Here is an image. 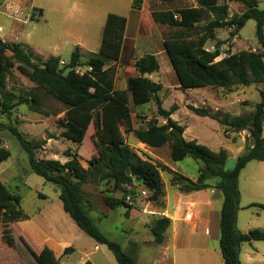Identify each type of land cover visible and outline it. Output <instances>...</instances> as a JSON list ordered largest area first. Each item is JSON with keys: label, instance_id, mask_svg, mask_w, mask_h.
<instances>
[{"label": "rangeland", "instance_id": "1", "mask_svg": "<svg viewBox=\"0 0 264 264\" xmlns=\"http://www.w3.org/2000/svg\"><path fill=\"white\" fill-rule=\"evenodd\" d=\"M131 1L0 0V38L6 42H18L28 46L33 52L35 62L46 60L50 56H58L59 67H62L61 61L64 63L69 61L71 51L77 46L81 57L76 68L83 71L86 69L85 64L88 58L98 51L107 14L115 12L124 15L127 18V26L121 57L117 61H107L104 65L105 68H109L114 87L125 88L127 79L138 74L135 68L138 57L145 53L155 54L159 69L149 77L161 84L157 95L162 102V107L169 109L172 104L177 103V111H173L171 117L199 133L202 136V144L214 150L222 146L232 148L231 139L225 136L227 134L225 131L223 133L217 120L194 113L188 105L207 107L212 112L220 113L223 112L220 107H224L232 117L243 115L252 109L251 104L259 101L258 88L262 85L254 83L252 86L235 85L223 88L205 86L181 89L164 49L163 40L177 33L198 37L203 32V26L212 16L208 15L193 27L184 29L155 23L150 19L148 10L191 6L196 4V0H144L142 10H134L131 7ZM258 1L259 7L264 8V0ZM221 2L222 0H219V3ZM228 6V17L240 14L244 10V6L238 2H229ZM255 27L256 21L248 19L237 34H232V29L228 27L216 28L214 37L206 41L205 48L213 50L217 41L223 42L219 48L221 54L216 59H220L228 52L260 50ZM7 54L9 55L10 52ZM34 86V83L16 67L12 68L7 76L4 91L7 98L5 97L4 100L10 105V109L3 111L0 107V146L7 147L10 156L0 162V183L20 195L21 208L41 231L57 241H66L73 246L72 252L62 258V263H68L66 261L69 259L70 262L77 264L85 256H89L96 264H118L114 254L105 244L96 243L72 221L63 210L58 197L60 186L46 181L32 171L27 150L21 147L16 137L10 132V127L13 126L34 144L35 155L40 160L58 159L64 162L68 159L67 152L76 153L81 166L87 167L91 156L97 154L94 146V132L102 125V121H99V112L102 110L97 109L94 112L95 121L89 124L82 143L76 144L61 136L66 118L65 104L44 90H35L41 101L38 111L31 110L28 104L21 101L32 94ZM226 95L228 97H225ZM2 99L0 97V101ZM129 107L133 128H144L150 123L162 124L166 121L158 114L157 105L153 100L144 105L135 106L130 98ZM247 131L245 129L244 132ZM125 141L139 157L153 163L167 164L175 171L194 180L199 168L203 166L201 160L192 157L172 161L168 144L150 147L140 143L132 133H126ZM263 171L264 162L257 160L249 161L240 171L238 181L242 195L238 211L240 223L238 226L236 224L238 229L246 227L245 222L247 223L255 210H258L264 218V211L249 206L258 193L256 189L251 188L250 177L259 176L263 174ZM160 174L164 193L156 200H151L150 191L136 180L133 185H125L123 193H116L110 180H99L97 177L91 178L82 186L86 199L85 206L91 219L104 235L119 242L124 251H130L131 245H134L131 253L135 255L138 264H169L163 259L166 256L168 236L163 243L157 244L153 241V235L147 226L154 220L151 216L163 209L164 200L168 213L188 211L193 207L192 203H185L187 198L170 183V173L162 170ZM216 180L218 178L213 177L208 182L214 183ZM211 188L200 190V194L210 193ZM216 190L218 199L214 205L219 208L220 191ZM114 194L118 197L130 196L129 214L125 213L126 208L123 206L116 209L106 206L104 196ZM201 207L198 205L192 209L195 211ZM203 222L199 224L195 232L182 227L180 243L184 241L186 236L184 233H187V236L190 234L205 237ZM10 226L13 235L11 241L1 240L4 230L0 226V264H38L25 241L38 250L43 243V234L22 222H14ZM176 231V228H170L169 225L166 234L172 236ZM208 246V250L199 251L195 243L185 247L181 243L175 249L171 247L170 256L174 258L175 264H225L220 254L218 241L210 237ZM254 246L253 251L249 244L243 245L240 252L243 264H264V242L256 241ZM249 253H253L258 261L249 258Z\"/></svg>", "mask_w": 264, "mask_h": 264}, {"label": "trees", "instance_id": "2", "mask_svg": "<svg viewBox=\"0 0 264 264\" xmlns=\"http://www.w3.org/2000/svg\"><path fill=\"white\" fill-rule=\"evenodd\" d=\"M171 1V0H163ZM238 2L244 6L240 14L229 16V2ZM143 0H132L131 7L140 9ZM196 6L182 7L175 10H154L152 17L156 23L169 24L189 29L211 15L203 26V32L198 37L183 36L181 33L163 40L172 67L175 71L181 89L205 86L231 87L235 85L249 86L261 84L259 101L251 104L252 109L243 115L232 117L230 113L212 112L207 107L188 105V108L200 116L217 120L225 131L249 130L252 145L246 146L243 153L236 157L233 169H224L229 158L226 149L214 151L196 140L183 137L184 126L171 118L177 104L169 109L162 107L157 95L161 84L144 73L150 75L159 69L157 58L152 53H145L135 61L137 75L127 79L125 88H115L109 68L104 65L107 61H117L121 57L122 45L125 38L127 18L124 15L109 12L102 30L98 51L91 55L84 72H77L81 54L76 46L70 53L69 61L59 67L60 58L50 56L46 60L35 62L33 52L26 45L18 42H6L0 38V107L3 111L10 109L4 98L6 96V81L9 72L16 67L34 83V91L28 98L21 100L29 108L38 111L41 107L39 95L35 90H44L66 105V118L61 136L76 144H81L90 123L95 121L94 112L99 109V121L102 125L95 129L94 146L97 154L91 156L88 166H81L78 155L67 152L68 159L61 162L58 159L40 160L35 155L36 146L27 140L15 127L10 132L16 137L21 147L28 152L30 167L33 172L42 176L46 181L60 186L59 199L63 210L74 223L95 242L105 244L114 254L118 264H138L134 254L123 250L121 244L104 235L86 209V199L82 186L91 178L110 180L116 193H123L125 185H133L134 180H142L141 186L150 191V199L156 200L164 193L160 171L170 173V183L182 193L199 191L209 187L216 188L222 195V205L219 216V249L225 264H242L239 258L240 247L245 242H264V231L251 229L241 232L237 226V212L240 209V191L238 178L240 171L251 160H264V136L262 126L264 121V8L259 7L258 0H196ZM41 11V9L39 10ZM177 14V17L174 15ZM248 19L256 21L255 35L260 50H240L228 52L220 59V45L217 41L213 50L205 48L208 39L214 37L216 28L228 27L232 34H237ZM7 52H10L8 55ZM135 106H141L150 101L157 105V112L166 119L165 123H150L144 128H133L129 100ZM9 100L11 97L9 96ZM122 126L124 128L122 129ZM126 133H132L135 138L150 147L169 146L172 161L192 157L201 160L195 180L171 169L161 163H153L139 157L126 143ZM10 156L7 147L0 146V162ZM217 177L214 183L210 178ZM104 203L110 209L119 206L126 208L129 214L130 204L125 202L124 195L104 196ZM20 195L10 191L0 183V226L4 236L1 240L11 241V223L27 219L20 205ZM264 210V203L252 202ZM171 221L166 216H156L150 225L153 240L163 243L165 232ZM1 241V242H2ZM26 245L38 264H63L48 246L40 251L35 250L27 241ZM70 247L65 248L68 253ZM83 264H93L86 260Z\"/></svg>", "mask_w": 264, "mask_h": 264}, {"label": "crops", "instance_id": "3", "mask_svg": "<svg viewBox=\"0 0 264 264\" xmlns=\"http://www.w3.org/2000/svg\"><path fill=\"white\" fill-rule=\"evenodd\" d=\"M161 1H163V0H161ZM196 5H197V3L194 5H191V6H196ZM182 7H188V6H182ZM182 7L165 8V9H159V10H175V9L182 8ZM143 8H144V0L142 2V7L140 9H134V10H142ZM152 11H154V9H149L148 15H149L150 19H152L154 21V19L152 17ZM126 26H127V24H126ZM125 31H126V29H125ZM261 87L262 86H259V88H261ZM259 88H258V90H259ZM225 97H228V95H226ZM220 108L223 110L222 113H229V111L226 110L224 107H220ZM176 111H177V109H176ZM176 121L179 123L178 120H176ZM181 125H183L185 128L183 131V137L185 139H187V140H193L194 139L198 143H201L202 136L199 133H197L196 131L190 130L191 128L187 124H181ZM220 126L222 127L223 133H224L225 127L222 126L221 124H220ZM244 131L245 130L236 132V131H233L231 129H228L225 131V133L227 135H225V134L224 135L231 139L232 148L223 147V146L219 147L216 150H214L210 147L209 148L214 150V151H218L221 148L226 149V151L228 152L229 158L236 159V157L238 155L242 154L245 147L252 141L250 131L249 130L247 132H244ZM262 135L264 136V121H263V126H262ZM261 162H264V160ZM167 166H169V165H167ZM170 168L172 169V167H170ZM250 179H251V181H250L251 188H254L258 191L257 197H255L256 199H254V201H252V202L264 203V171H263V174H260L259 176H251ZM238 187H239V181H238ZM215 191H217L215 188H211L210 193L205 194V195L200 194V192H201L200 190L199 191H192L190 193H182L181 192L184 195V197L187 198L185 203H192L193 207H196L198 205L202 206L201 208H198L195 211L192 209L193 207L191 208L193 218L189 221L184 220L185 210L184 211H174V213H168L166 211L165 200H164V202H163L164 204L162 206L163 209L161 208L162 209L161 211L157 212V214H155V215L153 214L151 216L153 218L150 217L151 219H154L156 216H166L171 221L170 228H176L177 229L175 234H173L172 236H171V234H168V235L166 234L167 230L165 232V237L168 236V241H167L166 256L163 259H165V261H168L169 264H175L174 258H171V256H170L171 247H173L175 249L179 245H181V243H182L183 247L191 246V243H195L196 249L199 251H203V250L209 249L208 240L210 237L215 238L217 241H219V216H220V208L222 205V195H221V193H219L220 194V207L216 208L214 204H215V201L218 199V194ZM239 191H240V198H241L242 193H241L240 187H239ZM250 207L262 210L256 206H250ZM262 211H264V210H262ZM130 215H131V213H130ZM262 217H263L262 214L258 210H255L254 213L252 214V217L247 221V223L245 222L244 225L246 227H244V229H239V230L241 232H247L251 229H261L264 231V218H262ZM17 222H22L26 225H30V226L34 227L39 233L43 234L44 239H43V243L40 245V247L38 249L39 251L43 246L46 245L53 250L55 256L60 261L67 254V253H64L65 248L70 247L71 249L68 251V253L72 252L73 246L70 245L69 242L55 240L53 237H50L49 235H47L46 233L41 231L39 226L35 222L30 220L29 218L21 220V221H17ZM202 222L204 223L205 237L192 236L190 234H188V236H187V233H184L187 237L185 236L183 239L184 241L180 243V241H181V228L182 227H184L185 229H188L192 232H195V230L198 228L199 224ZM239 223H240L239 212H237V221H236L237 226L239 225ZM147 226L150 228V225H147ZM254 242H256V241L243 243L240 247V252H241V249H242L244 244H249L250 248L253 249V251H254L255 250ZM218 247H219V245H218ZM95 248H97V245H95ZM133 250H134V245L133 246L131 245V250L127 251V252L131 253V251L133 252ZM240 254L241 253H239V258H240ZM249 258H251L253 261H258L256 256H254L253 253H249ZM86 260H90L93 264H96L92 259H90L89 256H85V258L81 259L77 264H83ZM240 261H241V259H240ZM66 262H68V263L63 262V264H75V263L70 262L69 259ZM241 263H242V261H241Z\"/></svg>", "mask_w": 264, "mask_h": 264}, {"label": "water", "instance_id": "4", "mask_svg": "<svg viewBox=\"0 0 264 264\" xmlns=\"http://www.w3.org/2000/svg\"><path fill=\"white\" fill-rule=\"evenodd\" d=\"M144 77H149L150 74L149 73H144L143 74ZM252 86V85H251ZM252 145V141L248 144V146H251ZM236 165V159L234 158H228L227 161L225 162L224 164V169L227 170V169H233ZM138 182H142V180H136Z\"/></svg>", "mask_w": 264, "mask_h": 264}, {"label": "built area", "instance_id": "5", "mask_svg": "<svg viewBox=\"0 0 264 264\" xmlns=\"http://www.w3.org/2000/svg\"><path fill=\"white\" fill-rule=\"evenodd\" d=\"M174 17H177V14L174 15ZM61 64H64V61H61ZM86 69H91V68L88 67V68H86ZM86 69H85V70H86ZM85 70H83V71H79L77 68H75V71L80 72V73H81V72H84ZM125 202L128 203V204H131V198H130L129 195L125 196ZM191 219H192V212H191V210L185 211V213H184V220L189 221V220H191Z\"/></svg>", "mask_w": 264, "mask_h": 264}]
</instances>
